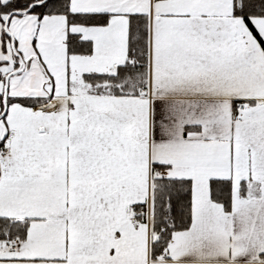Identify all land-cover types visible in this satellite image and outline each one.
<instances>
[{
  "label": "snow or ice",
  "instance_id": "1",
  "mask_svg": "<svg viewBox=\"0 0 264 264\" xmlns=\"http://www.w3.org/2000/svg\"><path fill=\"white\" fill-rule=\"evenodd\" d=\"M0 264H264V0H0Z\"/></svg>",
  "mask_w": 264,
  "mask_h": 264
}]
</instances>
